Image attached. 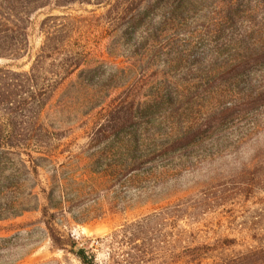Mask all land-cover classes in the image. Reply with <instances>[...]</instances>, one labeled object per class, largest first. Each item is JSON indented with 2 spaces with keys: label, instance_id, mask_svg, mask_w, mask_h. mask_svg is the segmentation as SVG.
I'll list each match as a JSON object with an SVG mask.
<instances>
[{
  "label": "rangeland",
  "instance_id": "1",
  "mask_svg": "<svg viewBox=\"0 0 264 264\" xmlns=\"http://www.w3.org/2000/svg\"><path fill=\"white\" fill-rule=\"evenodd\" d=\"M98 1L0 25V264H264V0Z\"/></svg>",
  "mask_w": 264,
  "mask_h": 264
},
{
  "label": "trees",
  "instance_id": "2",
  "mask_svg": "<svg viewBox=\"0 0 264 264\" xmlns=\"http://www.w3.org/2000/svg\"><path fill=\"white\" fill-rule=\"evenodd\" d=\"M87 3L94 2L96 0H83ZM98 1V0H97ZM37 0H34L30 3H26L25 0H0V25L3 23L5 25L11 24L16 22V18L20 15H25L27 10L29 8H37L39 7L41 3H38V5L35 3ZM99 2V1H98ZM35 3V4H33ZM33 4V5H31ZM32 6V7H31ZM10 28H6L9 30ZM13 30V29H11ZM10 30V31H11ZM3 30H0L2 32ZM0 46L5 43V36L0 37ZM5 44L0 47L3 48ZM45 46L41 50L44 49ZM4 51H0V56H3L2 54H6ZM38 70V69H37ZM36 70V66L34 64L30 67L29 71L25 72V83L24 84H18L17 83H10L12 85L4 88V90L0 91V104L6 105L7 109L9 105H13L17 102L22 103L24 108V104L27 105L30 102L33 101H47L52 94L55 92V90L58 88L60 82L64 79V77L61 74L65 73H57L52 71V78H48V74H50V71L45 69L44 73H46V77L43 78V82L40 81V79L37 78L38 71ZM8 74V72H6ZM12 75H16L15 73L11 72ZM12 79V78H7ZM17 79L13 77L11 80L12 82H16ZM7 84V83H6ZM8 115V114H7ZM10 118V117H9ZM9 120V119H8ZM14 130H5L3 132H0V145L2 146H13L14 145ZM52 232V229H51ZM53 243L56 247H63L64 244H58L56 242V237L54 235V232L51 234ZM59 240V239H57ZM230 242H233L230 241ZM78 242L76 239H72V242L70 243V252L80 261L81 264H97L96 255L95 253L86 248V247H78ZM204 246L201 245H195L191 246L188 245L187 247H184L181 251V255L186 258L187 261L193 262L198 261L204 254Z\"/></svg>",
  "mask_w": 264,
  "mask_h": 264
}]
</instances>
